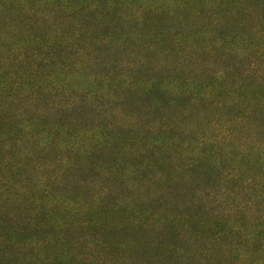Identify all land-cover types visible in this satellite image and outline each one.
I'll list each match as a JSON object with an SVG mask.
<instances>
[{"label": "trees", "instance_id": "16d2710c", "mask_svg": "<svg viewBox=\"0 0 264 264\" xmlns=\"http://www.w3.org/2000/svg\"><path fill=\"white\" fill-rule=\"evenodd\" d=\"M134 2L0 0V18L43 42V50L23 53L24 63L16 56L0 60V264H165L148 251L158 242L169 264H264V0H209L207 45L224 75H214L210 90L200 94L185 92L179 79L171 91L165 84L173 80L170 71L159 78L157 66L123 62L136 52L129 49L158 61L161 54L181 60L203 41L188 43L170 9ZM29 14L37 23L23 20ZM115 21L123 22L121 33ZM256 60L261 68L251 73ZM58 66L76 69L84 86L50 84L65 74ZM112 99L128 116L139 106L146 121L143 131L129 126L135 129L130 144L110 150L105 137L102 144L62 151L38 146V132L61 138L75 130L72 122L61 130L52 121L56 114L77 110L80 119L86 107L102 111ZM145 103L154 107L148 114L164 122H150ZM164 103H174L177 113L169 115ZM204 103L214 110V124L197 122L199 113L208 115L196 111ZM45 156L49 166L39 171ZM98 156L101 166L92 165ZM96 169L135 184L157 175L163 194L130 207L104 199L100 210H79L82 203L51 191ZM145 253L159 262H143Z\"/></svg>", "mask_w": 264, "mask_h": 264}, {"label": "rangeland", "instance_id": "374dc122", "mask_svg": "<svg viewBox=\"0 0 264 264\" xmlns=\"http://www.w3.org/2000/svg\"><path fill=\"white\" fill-rule=\"evenodd\" d=\"M18 1L22 2L23 0ZM38 1L39 3H42L43 1L48 0ZM58 1L63 4L64 2L67 3L69 0ZM91 2L92 0H74V3L77 4V6L83 3ZM134 4L138 6V8L147 6L151 7L153 5L164 9H170L169 12H172L176 18L181 19V24H183L182 31L187 37L186 40L194 38L203 41L198 44H194V40H189L188 43L194 45L191 48V52H185L181 60H176L174 58V60L171 61V58H169L170 54H165V57L163 54H161V61H158L159 58H155V54H148L142 49H129V51L136 52L130 53L123 59V62L127 61L129 64H134L140 60H143L150 65L152 64L157 66L159 68V72L155 73L159 78H163V75H165V73L168 71L172 72L173 80L171 82H165V84L173 92L178 89V79L182 84L181 89L191 94H200L202 92H206V90H210L211 86L207 81H211V78H213L214 75L217 76L219 80L223 79V68H219L220 62L217 56L210 51L209 45H207L208 38L213 34V26L210 23V19L213 18L212 16L207 15V12H212L213 10V6L210 5L209 0H206V2H203V0H135ZM31 16L32 14H29L27 17L24 16L23 20L26 19L28 20L27 22L32 24L37 23L35 19L31 18ZM62 16L63 14H61V17ZM51 20L53 24H57L60 19L56 14H53ZM112 25L119 29L118 32H122L121 28L124 25L123 22L115 21ZM147 26L148 25L146 24V28ZM15 29L16 24L12 23L11 20L2 19V17L0 18V60L4 61L5 56H7L8 59L16 56L15 60L17 62L19 61L24 63L23 53L37 52L38 49L43 50V42L40 38L33 39L28 31H23L21 35H19ZM22 29L24 28L22 27ZM118 37L120 38V41L124 42V35ZM132 37L133 35H131L130 38ZM120 45H123V43ZM244 55L249 56L246 51L244 52ZM250 67L251 71L249 72L256 73L261 68V64H259L256 60ZM58 68L65 71V74L56 78L52 77V81L51 78H49L51 81L50 82L48 80L50 84H54L59 87L77 88L79 90L84 86V83H82V77L79 76V72L76 71V69L61 66H58ZM244 71H246V69H244ZM144 74L145 76L148 75L146 72H144ZM259 74H262V72ZM262 90L264 93V88ZM163 106H166L165 109L169 115L177 113V108L175 107L174 103H171L170 105L168 103H164ZM235 108L236 107H232L229 111L234 112ZM85 109V116L80 119L79 117L82 115L77 110H63V112L56 114L52 121L58 125H61V130L66 129L63 127V125H67L68 122L73 123L75 130L70 134L63 136L61 135V138H52L49 134L47 135L46 133L38 132V137L36 139L39 141L38 146L43 145L44 149L47 151L49 149L52 151H62L66 147L73 144L84 146L86 143H89V141L92 143V145L99 143L102 144L104 143L105 137H111L109 140H111V144L113 145L110 146L109 149L114 150L115 146L119 147L125 143L130 144V139L133 136L132 132L135 131V129L143 131L144 122H146L145 120L139 118L137 113L138 111L135 107V110L132 108L131 116H128L122 112L120 105L117 104L113 99L111 101H107L106 106L102 111V107L95 110H91L90 107H86ZM153 110L154 107L152 104H144V113L149 115L147 117L149 120H151L150 122H153L154 124L158 122H164L155 119L156 115L153 117L151 114H148V112ZM196 111L208 113L205 119L199 118L201 117V113H199V117L197 118V122L199 124L204 121L214 124V118L216 115H214V110L208 103L202 104L196 109ZM87 115H90L88 117L89 119L87 118L85 120ZM23 118L27 117L23 115ZM135 118L138 122V127L135 124ZM235 124L241 126V121L236 120ZM129 126H134L135 129L132 130L129 128ZM107 151L108 150H106V152ZM103 155L105 156V152H103ZM102 159L103 157L98 156L94 159V163H92V165L101 166ZM38 162H40L39 171L47 169L49 166L48 156L43 157ZM129 175L130 174L127 176L129 177ZM111 176L112 175L106 176L101 172H98L97 169L88 173L87 175H82L81 177H73L71 175L67 177V179L64 181V184L59 185L58 189L51 191L67 200H76L77 202L82 203L79 207V210H81L83 206H85L84 208L89 206V210H100L99 206L104 202V199L111 201V204L112 202L125 203L126 206L130 207L132 206L131 204L137 199L141 198L142 200L145 198H150L152 200H158L159 195L163 194L160 185L156 182V180L159 179L157 175H147L143 180L136 184L132 181H121V183L118 181L120 180L118 179L119 177L113 178L114 176ZM37 178V180L41 179L42 174H38ZM48 208L49 207H47L45 210H49ZM65 220H69V218ZM10 222L11 220L7 221L8 224ZM41 241L42 240L39 239L37 246H39L38 244H40ZM152 247L153 250L151 251ZM148 251L152 254V256L154 254H156V256H160L165 264H169L171 262L169 259V252L163 248L159 242L150 246ZM140 258H144L143 262L146 259H149L150 262H159L156 261L155 258H151L146 253Z\"/></svg>", "mask_w": 264, "mask_h": 264}]
</instances>
